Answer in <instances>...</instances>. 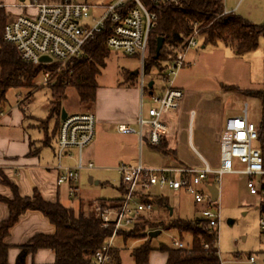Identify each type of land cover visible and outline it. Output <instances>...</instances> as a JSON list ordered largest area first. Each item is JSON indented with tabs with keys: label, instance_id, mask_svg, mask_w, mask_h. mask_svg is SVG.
<instances>
[{
	"label": "rangeland",
	"instance_id": "obj_1",
	"mask_svg": "<svg viewBox=\"0 0 264 264\" xmlns=\"http://www.w3.org/2000/svg\"><path fill=\"white\" fill-rule=\"evenodd\" d=\"M59 2L60 0H42ZM89 5L106 4L114 0H79ZM8 20L20 14L33 12L30 0H13L6 4ZM223 7L244 20L256 24H264V0H223ZM101 10H92L98 15ZM164 33V32H163ZM161 32L154 31L153 36ZM166 40H172V33H166ZM197 45L190 49L185 58L186 66L179 69L172 79L171 85L183 90V105L178 119L176 149L172 154H161L155 147L143 143L139 150L138 139L134 133H122L118 123L131 114L133 102L137 99L139 105V89L137 74L140 70V60L136 56H127L120 51L109 50L104 60L100 74L96 77L97 94L92 105L79 103L78 95L73 88H68L66 99L61 109L67 112L92 111L96 117L104 116L106 121L97 122L92 142L84 149L86 159L93 163V168H83L79 174L78 194L69 196L67 185L61 187L60 202L66 207L76 208L79 201L91 203V210L99 205L100 199H117L121 196L119 187L121 177L117 171L120 163L137 159L139 154L145 164L150 166L177 165L202 166L197 152L203 156L212 167L219 166V133L227 116L239 115L246 106L248 119L258 124L261 118V108L264 102L262 86L263 41L259 38L258 46L249 52L235 53L231 47L218 41L205 43L202 35L197 36ZM150 58H153L151 56ZM149 59V58H148ZM146 61L145 63H147ZM149 66L147 80L154 81V95L160 94L162 88L170 83L163 79L162 67L159 62ZM58 65L54 69L56 72ZM36 86L10 88L6 91V102L3 113L12 109L45 119L47 117L49 89L43 83L42 72L35 79ZM21 101V102H20ZM18 102L22 104L18 108ZM152 101L143 99V113L146 115ZM15 110H12L14 114ZM55 117L41 124L48 126L53 132ZM136 126V123L134 127ZM258 144V143H255ZM235 168H240L234 162ZM247 177L243 174L224 173L219 185L220 223L217 228L219 254L223 264H234L236 258L242 263L253 255L256 264H264V235L261 233L258 220L260 216L257 195L249 193ZM153 195L164 197L172 216L191 219L197 215L199 206L184 191L171 189H152ZM82 205V204H81ZM111 205V204H110ZM152 218L168 219V212L162 211L155 204L150 212ZM146 214V213H145ZM160 229V228H158ZM155 230V229H153ZM161 230L156 237L151 238L153 250L149 254L147 264H164V253L159 246H171L172 239H179L173 229ZM151 230L147 231L148 232ZM142 240L128 239L123 241L121 235L114 239L111 252L117 253L119 264H135L131 255L133 248ZM190 238L184 237L189 244ZM113 255V253H112Z\"/></svg>",
	"mask_w": 264,
	"mask_h": 264
},
{
	"label": "built area",
	"instance_id": "obj_2",
	"mask_svg": "<svg viewBox=\"0 0 264 264\" xmlns=\"http://www.w3.org/2000/svg\"><path fill=\"white\" fill-rule=\"evenodd\" d=\"M155 4L179 3L183 0H149ZM131 4V5H130ZM32 13L20 14L8 20L3 29V39L13 45L20 58L33 65L57 63V71L80 55L83 46L106 27L110 33L106 38L109 50L120 51L127 56H136L140 60L137 72L139 89V107L136 127L119 125L121 132H134L137 135L139 150L144 142L157 147L166 142V148H173L176 141L177 116L183 105V90L171 85L177 71L186 66L185 58L190 49L197 45L198 28L195 25L188 34L172 33V40H166L165 33L153 36L156 15L148 10L144 0H114L106 4L89 5L79 0L46 2L30 0ZM92 10H101L93 15ZM232 12V11H231ZM223 9V14L231 13ZM164 41L156 55L157 37ZM262 61V86L264 88V33ZM50 58L41 61V57ZM153 56L162 67L163 79L169 81L162 92L155 96L148 87L145 62ZM46 84L52 72L41 71ZM55 72V71H53ZM147 97L153 103L146 115L143 113V99ZM21 102V101H20ZM18 102V104H20ZM3 112H0V115ZM96 119L90 111L67 113L60 119L57 130L56 157L58 174L57 184L67 185L69 196H77L80 171L93 168L86 161L84 149L95 135ZM257 125L247 116L246 106L239 115L227 116L219 133V166L212 167L197 152L202 166L162 165L147 166L139 154L137 159L120 163L117 171L121 177L122 194L117 201L99 203L94 211L102 219L101 227H111V235L94 253L91 264H117L111 250L118 231L133 227L145 213L152 211L153 204L142 200L154 196L152 189H171L188 194L199 211L196 215L209 234H218L220 223L219 185L224 173L243 174L247 177L250 194L260 199L261 211L258 224L264 235V157L258 137ZM258 143V144H255ZM75 157L73 165H63L65 158ZM234 162L240 168L234 167ZM218 188V198L213 201L208 186ZM159 196V195H158ZM111 204V205H110ZM171 247L184 249L187 245L180 239H172ZM249 261L254 263L253 255Z\"/></svg>",
	"mask_w": 264,
	"mask_h": 264
},
{
	"label": "trees",
	"instance_id": "obj_3",
	"mask_svg": "<svg viewBox=\"0 0 264 264\" xmlns=\"http://www.w3.org/2000/svg\"><path fill=\"white\" fill-rule=\"evenodd\" d=\"M144 2L148 10L156 15V24L152 32L188 34L196 25L198 35L203 36L205 43L223 42L237 54L257 48L259 38L264 33V24L250 23L233 12L223 14V0H183L179 3L161 4L149 0ZM8 16L5 6L0 4V112L6 102V91L10 88L36 86L35 79L41 71L52 72L46 83L49 89L48 119L55 117L57 122L60 120L62 102L67 97L68 88L76 91L80 104L92 105L98 88L96 77L100 74L109 53L106 46L109 28L106 27L86 42L82 53L66 63L60 71L53 72L57 63L33 65L25 62L14 46L4 41L3 29ZM147 61L145 72L149 73V66L155 65L156 60L149 58ZM257 131L264 157V102ZM164 147L165 143L162 142L155 148L164 154L173 153ZM2 181L11 187L13 197L7 199L0 196V201L5 202L9 210L7 219L0 221V264H9L7 260L9 247L4 243L9 229L29 210L41 212L55 226V232L52 235L37 234L21 245L15 264H25L27 256L38 249H49L54 253L55 260L50 264L92 263L94 253L112 232L111 227H101L102 219L94 210L84 212L79 208L75 211L59 202L46 201L36 189L30 196H20L13 183L5 179ZM142 200L152 202L169 214L164 197L146 196ZM97 201L103 205L107 200ZM158 228L175 230L182 241L186 236L190 238L189 244H186L187 248L184 249L159 246V251L165 254V264H223L219 254L218 234H209L196 216L182 219L170 215L168 219H163L152 218L151 214H143L133 227L120 230L117 234L121 235L124 242L128 239L142 240L131 252L135 264L148 263L153 248L147 231ZM112 253L117 260V253L114 251Z\"/></svg>",
	"mask_w": 264,
	"mask_h": 264
},
{
	"label": "crops",
	"instance_id": "obj_4",
	"mask_svg": "<svg viewBox=\"0 0 264 264\" xmlns=\"http://www.w3.org/2000/svg\"><path fill=\"white\" fill-rule=\"evenodd\" d=\"M10 2H13V0H0V4H3L5 8H7L6 4ZM150 81L153 82L151 88L154 92V81ZM161 88L163 90L164 87ZM17 106L19 108L20 106H22V104L20 103ZM16 108L12 109L15 110L14 114H12L11 110L7 114L0 116V196L7 199H11L13 197V191L11 187L7 183L2 181V179H5L13 183L17 187V191L20 196H30L32 195L33 190L36 189L41 194L44 200L49 202L61 203V187H66V185L57 184L56 182L57 176L61 172V170L57 167L56 157L57 130L60 120L57 122V120L55 119V126L53 128V132L49 133L47 126L49 120L48 108L47 117L45 119L31 114L26 115L22 111H16ZM179 114L180 112L177 116V134L175 145L173 146V148L168 149L166 148V142H164V149L167 151H174L176 149L177 136L179 134ZM137 116V99H135L133 102L131 114H127L126 117H123V120L118 123V126L126 125L135 128L136 126L134 127V125L136 123ZM95 119L97 123L106 121L108 118L104 116H100L97 118L95 115ZM43 121H46L47 125L41 124ZM158 151L165 156V154L162 153L160 150ZM84 159L86 161H90L89 159H86L85 156ZM74 162L75 157L65 158L62 160L63 165H73ZM119 191L122 194L123 190L121 185L119 187ZM79 208H81L84 212H89L91 211V203L88 204L83 201L81 203L79 201L78 207L73 209L77 211ZM162 211L164 210L162 209ZM172 213L170 214L169 212V215H172ZM8 214L9 210L6 203L0 201V221L7 219ZM54 232L55 226L50 223V221L41 212L35 210L26 211L23 215L19 217L18 221L9 229V233L4 239V243L9 247L7 254L8 263L15 264L17 255L19 253V247L27 243L32 237L37 234L52 235L54 234ZM165 259L166 257H164V264ZM54 260L55 255L51 250L38 249L33 254H29L27 256L25 264H50L53 263ZM235 260L236 262L234 264H256L255 259L254 263H251L249 261V257L246 263L240 262V260H238L237 258Z\"/></svg>",
	"mask_w": 264,
	"mask_h": 264
},
{
	"label": "water",
	"instance_id": "obj_5",
	"mask_svg": "<svg viewBox=\"0 0 264 264\" xmlns=\"http://www.w3.org/2000/svg\"><path fill=\"white\" fill-rule=\"evenodd\" d=\"M163 41H164V37L163 36H158L157 37L156 55L159 53V51H160V49L162 47ZM49 60H50V58H48L46 56L41 57V61H49ZM137 72L138 71L135 70L133 73L136 75ZM152 84H153V82L150 81L148 83V87L151 88ZM66 115H67V111L64 108H62L61 111H60V119H64L66 117ZM208 188H209V191L211 193L212 200L215 201L218 198V188L215 187L213 184L209 185ZM171 213H172V209L170 208V214ZM160 232H161L160 229L151 230V231L148 232V236L150 238H153V237H156L158 234H160Z\"/></svg>",
	"mask_w": 264,
	"mask_h": 264
}]
</instances>
